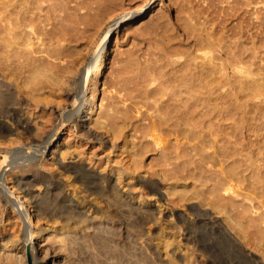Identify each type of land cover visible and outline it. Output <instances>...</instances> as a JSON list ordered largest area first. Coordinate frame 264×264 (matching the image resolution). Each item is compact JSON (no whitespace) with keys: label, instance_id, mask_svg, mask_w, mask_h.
I'll return each mask as SVG.
<instances>
[{"label":"rangeland","instance_id":"obj_1","mask_svg":"<svg viewBox=\"0 0 264 264\" xmlns=\"http://www.w3.org/2000/svg\"><path fill=\"white\" fill-rule=\"evenodd\" d=\"M90 1L92 2L93 0H65V3L62 0V5L60 6L61 2L59 1L57 2L59 3L58 5L55 3L54 5L53 3L50 5L49 3L47 5H45L46 3L43 4L44 8L43 11H40V15L42 14L44 17L41 16V19L38 20L39 23L37 22L38 27H40L37 29L39 33L31 30V33L35 35L33 36V43L28 45V47L27 45H24L23 48L20 47L22 49L18 47L19 52L16 49L17 52L13 53L12 57L3 58L0 62L1 91L5 89L6 84H34L25 79H28L30 72L33 71L32 65L46 68L36 78L37 82L39 79L37 84L44 85L37 91L40 94L39 105L33 110V113L32 111L31 113L25 112V116L30 118V123L34 126L36 124L46 125L48 130L56 126L54 134L49 138V140H52L56 136V131L59 127L57 122H60L66 109L70 107L74 99L79 100L85 93L84 79L91 60L101 46L105 45L107 47V63L103 68L98 83L99 100L92 108L90 114L83 116L82 119L79 116H75L67 122L62 130L60 129L57 137L59 146L54 159L55 161L57 159L60 162H64V164L83 161L87 165L89 163L90 165L88 166H92V168L99 170L98 172L104 175H115L119 172L121 176L123 175L122 177L125 181L119 184L114 182L112 178L108 182L105 180L103 181V183L105 182L104 184L113 185V189H110V191H113L98 193L88 190L87 186H81L80 181L70 182L73 179L70 178L71 175L68 173V176H65L66 179H64L65 183L62 192L65 191L63 193L66 194L68 199L75 198L76 204L84 210L85 215L92 216L94 209L99 210V213L105 210L107 204H109L107 202L111 200V195H115L117 190L116 195L113 197L121 200H118L123 208L120 209L122 213L119 212L122 215H120L122 217L120 220L127 226L140 229L142 234L141 242L143 241L142 243L148 250L152 264H186V254L190 252H193L195 260L199 261L198 264L210 262L211 264H264V238H262L264 237V188L259 185L261 184L259 182L261 181L260 179L264 180V178H261L264 177V174L262 175L264 173V40L262 42V39L260 40L254 34L258 29L255 25H258V23L247 25V22L244 21L242 23L243 28L240 30L239 21L243 15L245 17V12H240L233 16L229 13H232L235 6H239L242 0H114L107 9L97 14H95L93 9H89L94 11V15L86 7H82L85 2ZM152 1L153 3H151ZM92 3L91 5L96 6V3ZM146 3L147 5L143 8ZM261 5L262 2L254 0L248 6L249 11L251 9V14H246L256 20L255 16L261 15L260 12L257 13L259 10L264 15V8L259 9ZM86 10L89 13L86 14ZM189 11L192 12L191 15L188 13ZM89 14L93 15H91L92 18H90ZM192 14L194 15L192 16ZM45 15L46 17L49 15L48 18ZM116 19L120 20L119 26L111 28L112 22ZM193 23L198 24L196 25L198 26L197 32H200L199 28L202 27L204 36L201 34L203 36H201V39L206 37L205 31L214 30L216 36L222 35L225 46H230L233 49L238 46L236 48L238 50L242 46L251 48H249L250 51L247 50L249 53L247 52L246 56L244 55V60H247L246 63L248 64L249 62L251 65L250 71L235 70V74L230 72V69L228 71L230 75L231 73L235 75L233 79L236 77L234 84H224V81L222 84L221 79L215 85L208 84V82L203 84L205 86L203 88L204 103L207 107H204V109L209 111L210 118L206 116L204 131L202 130L201 133H203V137L206 136L207 140L217 137L218 134L219 146L227 145L226 140L230 138L235 143L233 144L234 148L232 147L235 151L233 161H230L232 157L226 159V155L224 154V156L221 153L224 150L223 147V150L222 148H220L221 151L219 150L222 157L217 156L218 153L208 154L214 149L213 145L205 146V148L203 146L201 150L196 151L191 146L198 142L197 138L188 139L173 131L172 134L165 125L163 129L153 128L154 130L149 132L150 134L144 133L142 129V126L150 123L152 119H160L162 116L161 114L159 115L160 109L158 110V108L167 98L168 92H173L174 86L172 85L176 84V77L174 78L175 70L179 69L180 62H183V59L187 56V50L191 49L195 43V37L186 40L188 35L185 34L192 29ZM217 23L219 24L218 26L216 25ZM246 25L248 28H246ZM250 26L254 27L251 29ZM23 49L24 51H21ZM49 66H63L62 68L64 69V80L61 83L64 85L58 94H51L45 88L47 84H53L48 76L50 73L47 70ZM28 68H31L32 71H29ZM222 73L223 71L217 74V77L223 79L226 75L220 77ZM206 80L208 79L205 78L204 80L203 78L204 83ZM16 91L15 95L19 100L31 101L28 96ZM29 103L32 104L33 102ZM215 105H218L219 109ZM32 106L34 105L32 104ZM212 107L216 109L214 108L215 110H213ZM103 110H110V115L105 111L96 123H90L89 120H85L89 115H91V118H95L98 114L104 112ZM83 114L86 115V113ZM111 114L115 117L114 120L122 117L118 119L120 120V130L116 131L117 133L111 127V122L114 125ZM215 118H220V120H215ZM78 120L86 122L87 127L93 129L92 131L96 135L87 133L77 123ZM213 123L215 124L213 127H217L215 128L217 134H215L213 127L210 128ZM230 124L231 127H229ZM100 135L103 139L99 138ZM153 135L160 136L159 143H156ZM203 137L200 136V138ZM0 146V158H2L3 146ZM213 155L216 158H223L218 159L223 161L211 163V156ZM48 156H50V153ZM169 156L170 158H167ZM139 157L141 158L139 159ZM231 165L234 169L236 168L235 165L239 166L236 168L237 170L235 169L237 172L239 170V173L236 172L238 179L235 178L236 181L233 184L234 186L237 185L234 187L236 192L230 191V197L228 196L229 193L225 192V195L228 193L226 196L229 198L227 200L224 199V201H229L230 203L229 199L233 198V200L231 199L232 209L235 208L233 215L235 214L236 221H240L239 223H242L243 226L242 224L241 226L236 225L235 222V227H230L231 224L226 213L214 209L207 202L209 195L212 196V194L208 192L210 190V181L206 180L208 178L206 176L211 177V173H214L212 171L218 172V177L223 176L224 171H228L227 167L229 169ZM57 166L55 164L54 169ZM225 166L227 167L225 168ZM133 170L137 175L128 178V173ZM56 172L59 174V169ZM139 174L144 175L146 178L149 177L153 182L157 183L161 189V194L152 192L148 187L145 188L141 183H137L136 176ZM214 174H212L214 177L217 176V174ZM238 174L241 176L238 177ZM242 174L244 175L243 178ZM214 177L212 178L213 181L217 179V177ZM201 181L205 182L202 183ZM73 183L75 186L72 185ZM257 183L259 184L257 185ZM260 188H263V190ZM32 190L35 191H33L35 194L40 193L39 196L41 194L43 196L46 188L44 184L38 182L32 186ZM192 190L200 191V195ZM123 193H126L125 196ZM192 195L193 197H191ZM203 195L205 200H200L198 196ZM211 196L210 199L213 198ZM139 198L144 200L140 201ZM206 198L208 199L206 200ZM130 202L134 203L130 204ZM131 205L136 210L140 209L139 211L144 209L151 211L150 213L153 214L152 220L148 218L141 221V223L138 222L134 219L135 216L133 215L135 214L130 213ZM194 206L201 208V212L205 211L211 216H215L216 221L219 220L217 223L225 225L235 237L234 240L238 242H233L231 245L226 239H223L224 236L217 229L204 224L200 226L196 220L197 211ZM247 211L250 212L248 215H246ZM179 214H183V217L188 222L179 220ZM236 214H240L241 217ZM63 215L70 216V213L65 212ZM5 216L3 221L5 227L1 225L3 222L0 224V237H2L1 234L11 236L17 233L19 229L16 225L19 220L17 221L14 213L10 215V218L8 215ZM260 217L261 219H259ZM61 218H55L56 223H59H57L58 226L55 231L59 228L60 221H62ZM32 219L34 221L30 224V228L34 229L39 226H47L48 222L53 221L50 217H40L38 219L33 217ZM168 220L171 224L173 222V225L180 224L178 228L180 232L171 227L169 228L168 224L169 226L171 225ZM192 222H194L193 225ZM241 227L243 228L241 229ZM172 237L173 240L171 241ZM128 251L122 252V255L119 254L121 264H142L138 260L139 257L136 259V255L133 256L132 254L131 256ZM100 257L101 260H97L99 264L105 263V255H100ZM255 259H259V261L257 262Z\"/></svg>","mask_w":264,"mask_h":264},{"label":"bare ground","instance_id":"obj_2","mask_svg":"<svg viewBox=\"0 0 264 264\" xmlns=\"http://www.w3.org/2000/svg\"><path fill=\"white\" fill-rule=\"evenodd\" d=\"M58 1L61 2V4L57 3ZM189 1H191V0H189ZM253 1L254 0H242L240 2L239 6H235L233 12L229 13V14L231 16H233V15H236L237 13L245 12V17H243L244 16L243 15L241 17V20L239 21L238 26H239L240 30H242V28H243L242 23L244 21L247 22V25L248 24L253 25L257 22L258 25H255V26H257L256 28H258V29L255 31L254 34L256 36H258L260 38V40L262 39V42H263V40H264V15H263V12L260 10L257 12V13L260 12L261 15L260 14L256 15L255 16L256 20L254 19V17L251 18V17H249V15L246 14V13L251 14L250 13L251 9L249 11L248 6L251 5V3ZM92 2L96 3V6L91 5ZM92 2L91 1L85 2L84 6H82V7H84V8L86 7L88 11H91L89 9H93L95 11V14H97L98 12H101L102 10L107 9L110 6V4H112L114 2V0H93ZM258 2H262V5L259 7V9L264 8V4H263L264 0H258ZM48 3H49V5L52 3L54 5V3H55L57 5L59 4V6H60V5H62V0H0V62L2 61L1 59H3V58L5 59V58L13 55V53H16L17 52L16 49L19 52L18 47L23 48L24 45L25 46L27 45V47H28V45L33 43V41H34L33 36H35V35H33L34 33L33 34L31 33V30L37 31V29L40 28L37 25L39 23L38 20L41 19V16H43L42 14L40 15V11L41 10L43 11V8H44L43 4L47 5ZM63 3H65V0H63ZM151 3H153V1ZM53 5H51V6H53ZM146 5H147V3L143 6V8H145ZM87 10L85 12L86 14L89 13V12H87ZM93 10L91 11V13L94 12ZM197 12L199 13V11H197ZM188 13L191 15L192 12L189 11ZM86 14H85V16H86ZM89 15H90V18H92L94 13H93V15L92 14H89ZM89 15H87V16H89ZM193 15L194 14H192V16ZM48 16L46 17V15H45L46 18H48ZM257 19H259V20L257 21ZM213 20H214V18H213ZM119 22H120V20H117V19L114 20L111 24V28H117L119 26ZM198 23H200V22H198ZM218 23L216 24L217 26L219 25ZM221 23L223 24V22H221ZM222 24H220V25H222ZM192 25H193L192 27L190 25V27L192 29L190 31L188 30V32L185 34L188 35L187 36L188 38L186 40L190 39L191 37L192 38L195 37V43H194V45H192L191 49L188 48L189 50H187V56L186 57L184 56L185 59H183V62L182 61L180 62L179 69L175 70L176 72H175L174 78L176 77L175 78L176 84H174V85L171 84L172 86H174L173 92H171V93L168 92L167 98L161 103L162 105L159 106V108H158V110L160 109L159 115L161 114L162 118L160 117V119L159 118L158 119H152V121L150 123H148L147 125H143L142 129H143L144 133L145 132L149 133L152 130H154L153 128L158 127L160 129H163V128H165V126H167V128L169 129V131H171V133H172V131L174 133L176 132L177 134H179V135L181 134V135L187 137L188 139L189 138H193V139L197 138L198 142H196V144L194 143L193 146H191L192 148L194 147L196 151H198L199 149L201 150L203 148V146L205 148V146H209V145L212 146L213 145L214 149L211 152H208V154H212V153L217 154L218 153L217 156H221L220 148L223 147L224 150L222 148L223 152H221V153L223 155L224 154L226 155V157H227L226 159H229L232 157V159L230 161H233L234 160L233 156H235V151H234V149H232V147H233V144H235V143L232 142V140L230 138H227L228 139V140H226L227 145H223V146L220 145L219 146L218 145L219 139H217V137L219 135L215 131V128H217V127H213V125H215L214 123L212 124V126H210V128H212V127L214 128V131L216 132L215 134H217V137L215 136L212 139L207 140L205 138L206 136L203 137L204 135H203V133H201V131L203 130V128L206 124L204 122L206 120L205 119L206 116L210 118L209 111H206L204 109V107H206V106L204 103L205 101H204V95H203L204 94L203 88L205 86L203 84H206V82H208V84H214L215 85L218 83L219 79L222 80V84H223V81H224V84L225 83L226 84H234L236 77H235V79H233L235 75H233V73H231V75H230L228 73V71H229V69L231 70L230 72H234L235 70L250 71L249 68L251 67V65L249 64V62H248V64L246 63L247 60H244V58H245L244 55L247 54L248 51H250L249 50L250 47L247 48L246 46H242L244 48L240 47V50H238V49H236L238 46L234 49L230 46H227V45L225 46L224 42H223L222 35L216 36L214 34V30H212V31L210 30V32L205 31L204 33H205L206 37H204L205 39L204 38L201 39V36L202 35L204 36V34H202L203 33L202 27L199 28L200 32H197L198 26H196V25H198V24L193 23ZM223 25L225 26V24H223ZM247 25H246V28H248ZM252 27H254V26H250L251 29H252ZM246 28H244V29H246ZM231 29L233 30V28H231ZM239 32H241V31H239ZM241 33H243V32H241ZM252 34H253V32H252ZM36 36L39 37L38 35H36ZM35 39H36V37H35ZM22 48H20V49H22ZM21 51H24V49ZM25 53H26V51H25ZM106 55H107V47L105 45H103L96 52V55L91 60V63L89 64V66L87 68L86 76L84 79L85 93H84L83 97L80 98L79 100L74 99V101L71 103L70 107L68 109H66V111L63 114V117L60 120V122H57V123H59V127H58V130L56 131V136L52 140H49V138L51 137V135L54 134V132L56 130L55 129L56 126H54L53 129H49V130L46 128L47 127L46 125H37L35 123L36 125L34 126L30 123V118L25 116V112L31 113V111H32V113H33V110H35L39 105L40 94L37 91L41 88V86H44V85L43 84H37L39 82V79L37 82L36 78L38 75H40L44 72V70L46 69L45 67L41 68L39 65L38 66L32 65L33 67L32 66L31 67L33 68V71L31 68H28L29 71H32V72H30L31 74L29 75L28 79L27 78H25V79H26V81H29V82L31 81L34 84H28V83L27 84H18L17 83L14 85L6 84L5 89H3L2 91L0 90V145L3 146V153L1 155L2 158H0V224H1V222L4 221V218L6 217L5 215H8L10 218V215H12L13 213H14L15 218L17 217L16 218L17 221L19 220V222L17 224L15 223L19 227L17 233H15L11 236L1 234L2 237H0V264H99V262L97 260H99V259L101 260L100 255H103V256L105 255L106 260L105 259L104 260H105V263H107V264H121L122 262H120L121 260H120L119 254L122 255V252H127V250H129L128 254L130 253L131 256H132V254H133V256L136 255V259H138V257H139L138 260L140 263L152 264V261L150 258L151 256H149L150 254H148V250H146L144 244L142 243L143 241L141 242L142 234L140 233V229L138 230L136 228H133V226H129V225L127 226V225L123 224L122 221L120 220V218H122V217H120V215H121L120 213H122V212H120L122 205H120L121 202L120 203L118 202L119 198L117 200L115 197H113L116 195L117 190L115 191V195L109 194V195H111V197H110L111 200H109L110 202L109 201L107 202L109 204H107V207L105 208V210L104 211L102 210V212L99 213V210L94 209V212H93L94 214H92V216L91 215H85L84 210L81 207H79V205L76 204V201L74 200L75 198L68 199L66 194L63 193L65 191L62 192V189L64 187V183H65L64 179H66L65 176H68V173L72 176L71 177L69 175L70 178L73 179V180H70V182L71 181H73V182L74 181L75 182L80 181L81 186H87L88 190H90L92 192H98V193L109 192L110 189H113L112 188L113 185L108 186V185L104 184L105 182L103 183V181L106 180L108 182L112 178V180H114V182H117L120 184L123 181H125V179L122 177L123 175L121 176V174L119 172H117L115 175L114 174L104 175L101 172H98L99 170L97 171L95 168H92V166L91 167L88 166V165H90L89 163L87 165L86 162H83V161L71 162L69 164H67V163L64 164V162H60L57 159L55 161V159H54V157L57 153V150H58V146H59V143L57 142V139H58L57 137H58V133L60 132V129L62 130L66 126L67 122L69 120H71L73 117L79 116L82 119L83 116H87L88 114H90V112L92 111V108L97 104V102L99 100V90H98V88H99V85H98L99 77H100L101 73L103 72V68H104L105 64L107 63ZM22 56H23V54H22ZM93 65H94V68H93ZM52 66H54V65H52ZM62 67H59V66L50 67L49 66V69H47L48 71H50V73L48 75L49 80L51 79L53 84H49V85L47 84L45 86V88H47L51 94H58V93H60L61 89H63L64 84H61V83L64 80L63 79L64 78V76H63L64 69ZM222 71L224 74L222 73L223 75L221 74L220 77L226 75V76H224L223 79L217 77V74L221 73ZM234 74H235V72H234ZM203 78H204V80H205V78L208 80H206L204 83ZM221 80H220V82H221ZM16 90L18 92H20V94L28 96L31 100L29 102H33L32 104L34 106H32V104L29 102L19 100V98L16 97V95H15ZM89 92H90V95H89ZM215 97H217V96H215ZM212 106H213V104H212ZM215 106H217L216 108L219 107L218 105H215ZM214 108H213V110L216 109V108L215 109ZM103 111L104 112H101L95 118H91V115H89L85 120L86 121L89 120L90 123L91 122L96 123L99 121L100 116H102L106 110H103ZM109 111L107 110L106 112L110 115ZM160 111H161V113H160ZM114 112H116V111L114 110ZM83 113H86V115H84ZM124 117H126V116L124 115ZM121 118L122 117H120L118 119H121ZM127 118H129V117H127ZM111 119H112V117H111ZM114 119H115V117L113 116V120ZM118 119L113 121L114 125H112V122H111V127H113L114 132L120 130V124H119L120 120H118ZM216 119H218V118H215V120ZM218 120H220V118ZM109 121H110V119H109ZM123 122H124V120H123ZM213 122H214V120H213ZM77 123H79L80 126L83 129H85V131L87 133L92 134V135H96V133L92 131L93 129L88 128L87 124H85L86 122H84L83 120H81V121L78 120ZM231 124L229 125V127H231ZM167 128H166V130H167ZM94 129H96V128H94ZM212 131H213V129H212ZM162 133H164V131H162ZM214 135H212V136H214ZM153 136H155V135H153ZM200 136H202L203 138H200ZM228 137H230V136H228ZM99 138L103 139V137H101V135ZM160 139H161L160 136H155V138H154L156 143H159ZM225 139H226V137H225ZM236 144H237V142H236ZM242 145H244V144H242ZM146 151H148V150H146ZM49 153H50V156H48ZM163 153H165V152H163ZM170 154H172V153H170ZM213 156H211L212 157L211 163L213 162V164H214L216 162H219V161L222 162L223 161V160H218L220 157L216 158L215 157L216 155L214 157ZM141 157H139V159ZM167 158H170V156ZM220 159H223V158H220ZM169 160H171V159H169ZM139 161H141V160H139ZM167 162H168V160H167ZM55 164L58 166L54 169ZM136 164H138V163H136ZM226 167L227 166H225V168ZM235 167L237 168L239 166L235 165ZM225 168H224V170H225ZM58 169H59V174H57L58 172H56V170L58 171ZM174 169H175V167H174ZM235 169L232 167V165H231V167H229V169L227 167L228 171H224L222 169L224 171V175L220 176V177H218V174H217L218 172L212 171V172L217 174V176H215V177H217V179H214V181L212 179L214 177L212 174H214V173H211V177L213 176L212 178L209 176H206V177H208V178H206V180L208 179L210 181V186H209L210 190L208 192L210 194H212V196H213V198L210 199L211 195H209V200H207L208 198H206V200L210 205L213 206L214 209H217L219 211H223L226 213V216L229 220V223L231 224L230 227H235V222H236V225L241 226V224H242V223H239L240 221L239 222L236 221V219H235L236 216H234L235 214L233 215V212H235V210H234L235 208L232 209L233 204L231 203L232 202L231 199L233 200V198L229 199L230 203H229V201H224V199L227 200L230 197V193L232 192V190L234 191L235 190L234 187L237 186V185L236 186L233 185L235 183L234 181H236L235 178H237V174H236L237 169L236 170ZM239 169H241V168H239ZM164 170H166V169H164ZM243 170H244V168H243ZM243 170H242V172H243ZM223 171H221V172L223 173ZM172 173H173V171H172ZM237 173H239V170ZM167 174H169V173H167ZM216 174H214V175H216ZM263 174L264 173H262V175ZM135 175H137V174L133 170L130 173H128L127 177L132 178ZM203 175H204V173H203ZM219 175H221V173H219ZM238 175H239L238 177L241 176L240 174H238ZM243 176L244 175L242 174V178H243ZM254 176H255V174H254ZM174 177H176V176H174ZM177 177H178V175H177ZM261 178H264V177H261ZM167 179H169V178L167 177ZM177 179H180V178H177ZM257 180H259V179H257ZM260 180L261 181H259V182L261 184L257 183V185L259 184L260 187L262 186L264 188V183H262L264 180H262V179H260ZM246 181H247V179H246ZM38 182L39 183L41 182V184H44V186L46 188V191L43 194V196H41L42 194L39 196L40 193L35 194L34 193L35 191L32 190V186H34V184L38 183ZM136 182L141 183L142 185L145 186V188L148 187L152 192H156V193L161 194V189H160L159 185H157V183L153 182L151 180V178H149V177L146 178L144 175L139 174L138 176H136ZM204 182H202V183H204ZM72 185L75 186L74 183ZM257 185H255V186L257 187ZM82 188H84V187H82ZM87 188L85 187V189H87ZM258 188H259V186H258ZM263 188L262 189L260 188V189L263 190ZM84 191H86V190H84ZM111 191H113V190H111ZM192 191L194 193H197V194H199V192H200V191L197 192V190L196 191L192 190ZM225 192H228V193L230 192L229 195H228V193L226 194L229 196L228 198L225 195ZM234 192H236V191H234ZM123 194L125 196L126 193H123ZM107 195H108V193H107ZM184 197H185V195H184ZM186 197H187V195H186ZM191 197H193V195ZM198 197L200 200H205L204 195L198 196ZM232 197H233V195H232ZM98 198H100V197H98ZM105 198H107V197H105ZM139 200L142 201L144 199L139 198ZM100 201H101V199H100ZM102 201H104V200L102 199ZM119 201H121V200H119ZM133 203L134 202H130V204H133ZM105 205H106V203H105ZM194 209L197 211L196 220L200 224V226L202 224H204L206 226L213 227V229H217V231H219L220 234L222 233V235L224 236L223 239H226L229 242V244H231V245L233 244V242L234 243L236 242V240H234L235 237H233V234L231 233V231H229L225 227V225H223L219 222L217 223V221H219V220L216 221V219L214 218L215 216L213 217V216H211V214H209L208 212L206 213L205 211H203L205 213L201 212V208H199V207L197 208V206ZM139 210H136V208L131 205L130 213L135 214V215H133V216H135L134 219H136L140 223H141V221H143L145 219L147 220L148 218H151V220H152L153 214L150 213L151 211L149 212L148 209H144L143 211L142 210L139 211ZM232 210H234V211H232ZM247 210H248V207H247ZM65 212L70 213V216L63 215V214H65ZM249 213L250 212L247 211L246 215H248ZM237 214H238V212H237ZM183 216H184L183 214L182 215L179 214L178 215L179 220L186 221V223H187L188 221ZM237 216H240V214ZM33 217H35L36 219H38L40 217H42V218L50 217L53 219V221H50V223L48 222L47 226H39L37 229H34V228H30V224L34 221L32 219ZM58 217H62L61 218L62 221H60L61 223L59 225V228L57 229V231H55L56 227L59 224L58 222H57L58 224L56 223L55 218H58ZM237 219H238V217H237ZM256 219H258V218H256ZM259 219H261V217ZM155 220H156V217H155ZM37 222H38V220H37ZM194 222H192V225ZM257 222H259V221H257ZM257 222H256V224H257ZM169 223H170V221H169ZM237 223H239V224H237ZM1 225L3 227H5L4 222ZM170 225L171 226H169V224H168L169 228L171 227L173 229H176V231L179 230V232H180V229H178L180 224L179 225L178 224L173 225V222H172V224L170 223ZM136 226H137V223H136ZM227 226H229V225H227ZM242 226H243V224H242ZM242 228L243 227H241V229ZM20 231H21V233H20ZM211 231H213V230H211ZM239 231H240V228H239ZM4 232H5V230H4ZM4 232H2V233H4ZM258 232H260V231L258 230ZM213 233H215V232H213ZM20 234H21V236H20ZM160 234H162V233H160ZM262 238H264V237H262ZM168 240H169V238H168ZM172 240H173V237L171 238V241ZM206 256H208V255H206ZM98 257H100V258H98ZM92 258H94V260H92ZM186 259H187V260H185L186 264H198V262H199V261H197V259L195 260V257L193 256V252L187 253ZM28 260H29V262H28ZM127 260H128V258H127ZM255 260H254V262H255ZM256 261L258 262L259 259ZM105 263L102 262L100 264H105ZM206 264H211V262L206 263Z\"/></svg>","mask_w":264,"mask_h":264}]
</instances>
